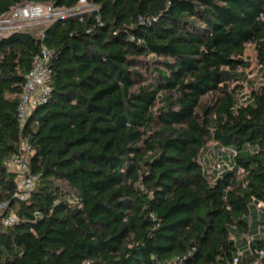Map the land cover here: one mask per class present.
<instances>
[{"label":"trees","instance_id":"1","mask_svg":"<svg viewBox=\"0 0 264 264\" xmlns=\"http://www.w3.org/2000/svg\"><path fill=\"white\" fill-rule=\"evenodd\" d=\"M78 1L0 0V15ZM88 1L43 36L0 38V201L16 215L0 264H264V81L244 57L252 43L264 74V0ZM42 45L50 92L21 125ZM23 139L26 199L9 166ZM210 142L230 167L208 166ZM234 229L261 234L240 254Z\"/></svg>","mask_w":264,"mask_h":264},{"label":"built area","instance_id":"2","mask_svg":"<svg viewBox=\"0 0 264 264\" xmlns=\"http://www.w3.org/2000/svg\"><path fill=\"white\" fill-rule=\"evenodd\" d=\"M78 4L89 5L92 3L88 0H79L77 4L71 8L56 7L51 3L41 2H25L13 5L10 10L0 15V38L8 36L13 31L23 28L27 24L37 22L38 20L53 21L62 16L75 14L80 19L84 17V13L73 12ZM259 18L264 19V6L260 11ZM44 33L42 32V36ZM51 59L52 51L45 45L35 54L31 68L27 73L24 84L21 102L18 108V117L21 125H23L28 114L39 102L45 101L50 92L51 81ZM32 152L30 143L23 139L20 148L11 156V163L18 171V189L15 196L26 199L31 195L35 186L38 175L35 174L29 164V156ZM221 153V152H220ZM230 167V166H228ZM259 207L264 210V203H259ZM8 208L7 201H0V223L10 225L16 220V215L4 212ZM259 254H264V249L259 250ZM257 264V263H253Z\"/></svg>","mask_w":264,"mask_h":264},{"label":"rangeland","instance_id":"3","mask_svg":"<svg viewBox=\"0 0 264 264\" xmlns=\"http://www.w3.org/2000/svg\"><path fill=\"white\" fill-rule=\"evenodd\" d=\"M92 7L89 5H83V4H78L73 10V12L75 13H86L88 11H91ZM51 21H47V20H38L37 22L31 23V24H27L24 27L26 28H30L31 31H34L35 33H42L44 28L50 23ZM245 58L250 60V64L249 66L246 68V72H247V78L248 80H253L255 82V84H260L262 83L264 74L262 72V68L260 67L259 63L257 62L256 59V51L254 48V45L252 43H248L247 47H246V52H245ZM249 87L246 88L245 91H248ZM244 95H242L241 99H243ZM210 144V149L204 154L205 158H206V163L208 164V166H210L212 169H219V171L223 170L226 166H229V162H230V153L228 151L224 152V155H221L220 153H217L215 151V149L212 148L211 144L212 142L209 143ZM205 161V160H204ZM9 166L11 169L16 170L15 166L11 163V161H9ZM211 168L209 169V171H211ZM244 234L240 229H234L233 230V236L236 238L237 243L239 248L241 249L243 247V240L242 238L244 237ZM261 234V233H260ZM258 234V235H260ZM262 235H264V232L262 233ZM248 241V240H247Z\"/></svg>","mask_w":264,"mask_h":264},{"label":"crops","instance_id":"4","mask_svg":"<svg viewBox=\"0 0 264 264\" xmlns=\"http://www.w3.org/2000/svg\"><path fill=\"white\" fill-rule=\"evenodd\" d=\"M258 234H260V230H255L254 233H245L244 237L242 238L243 240V247L241 249H239V253L242 254L246 249L249 248V243L250 240L254 237L257 236ZM248 240V241H247Z\"/></svg>","mask_w":264,"mask_h":264}]
</instances>
